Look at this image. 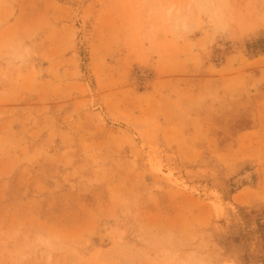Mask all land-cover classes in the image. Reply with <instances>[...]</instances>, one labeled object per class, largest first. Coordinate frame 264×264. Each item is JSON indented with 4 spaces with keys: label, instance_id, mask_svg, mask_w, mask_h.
Returning <instances> with one entry per match:
<instances>
[{
    "label": "rangeland",
    "instance_id": "374dc122",
    "mask_svg": "<svg viewBox=\"0 0 264 264\" xmlns=\"http://www.w3.org/2000/svg\"><path fill=\"white\" fill-rule=\"evenodd\" d=\"M131 2L0 0V40L36 53L0 79V264L34 230L60 264H264V0H226L207 48L145 38Z\"/></svg>",
    "mask_w": 264,
    "mask_h": 264
},
{
    "label": "clouds",
    "instance_id": "9594fccd",
    "mask_svg": "<svg viewBox=\"0 0 264 264\" xmlns=\"http://www.w3.org/2000/svg\"><path fill=\"white\" fill-rule=\"evenodd\" d=\"M131 23L143 36L155 40L162 32L177 44L191 40L196 32L206 33L201 45L207 48L214 37L228 33L231 5L226 0H132L126 5ZM196 48L187 49L195 54ZM34 47L21 37L0 40V79L31 65ZM69 251L66 237L56 230H34L19 234L9 250L10 264H60V257ZM157 264H208L198 251L184 252L164 244L157 254ZM224 264H238L235 254L224 257Z\"/></svg>",
    "mask_w": 264,
    "mask_h": 264
},
{
    "label": "bare ground",
    "instance_id": "6f19581e",
    "mask_svg": "<svg viewBox=\"0 0 264 264\" xmlns=\"http://www.w3.org/2000/svg\"><path fill=\"white\" fill-rule=\"evenodd\" d=\"M249 174H250V172H249ZM244 176H246V174L244 175ZM248 176V175H247ZM246 178V177H245ZM248 179V178H247Z\"/></svg>",
    "mask_w": 264,
    "mask_h": 264
}]
</instances>
